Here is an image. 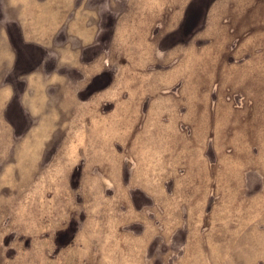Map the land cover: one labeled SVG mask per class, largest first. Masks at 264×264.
<instances>
[{"label":"rangeland","instance_id":"1","mask_svg":"<svg viewBox=\"0 0 264 264\" xmlns=\"http://www.w3.org/2000/svg\"><path fill=\"white\" fill-rule=\"evenodd\" d=\"M0 264H264V0H0Z\"/></svg>","mask_w":264,"mask_h":264}]
</instances>
